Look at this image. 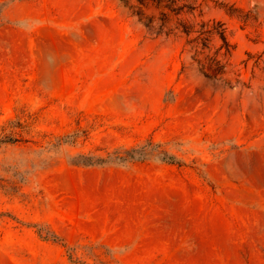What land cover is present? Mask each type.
<instances>
[{
	"label": "rangeland",
	"instance_id": "1",
	"mask_svg": "<svg viewBox=\"0 0 264 264\" xmlns=\"http://www.w3.org/2000/svg\"><path fill=\"white\" fill-rule=\"evenodd\" d=\"M0 264H264V0H0Z\"/></svg>",
	"mask_w": 264,
	"mask_h": 264
},
{
	"label": "trees",
	"instance_id": "2",
	"mask_svg": "<svg viewBox=\"0 0 264 264\" xmlns=\"http://www.w3.org/2000/svg\"><path fill=\"white\" fill-rule=\"evenodd\" d=\"M221 37H222V39L224 40V36L221 34ZM225 44H226V42H225Z\"/></svg>",
	"mask_w": 264,
	"mask_h": 264
}]
</instances>
